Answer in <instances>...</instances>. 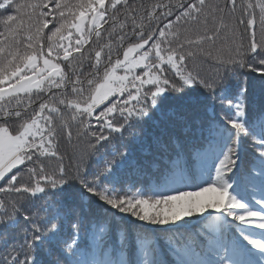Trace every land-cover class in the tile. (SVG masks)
Instances as JSON below:
<instances>
[{
    "label": "snow or ice",
    "instance_id": "obj_1",
    "mask_svg": "<svg viewBox=\"0 0 264 264\" xmlns=\"http://www.w3.org/2000/svg\"><path fill=\"white\" fill-rule=\"evenodd\" d=\"M226 65L264 76V0H0V264H264V107Z\"/></svg>",
    "mask_w": 264,
    "mask_h": 264
},
{
    "label": "trees",
    "instance_id": "obj_2",
    "mask_svg": "<svg viewBox=\"0 0 264 264\" xmlns=\"http://www.w3.org/2000/svg\"><path fill=\"white\" fill-rule=\"evenodd\" d=\"M20 4H32L38 2V0H17ZM31 12L30 8H26L23 10L24 19H27V14ZM257 39H260V32L257 29ZM219 50V55L221 59L227 60L229 56L234 55L235 46L231 44L229 40H226L222 37L221 41L217 42L216 45ZM203 75H213L216 72V67H213L211 62L209 64H205L198 68ZM220 73L225 77V82L228 83L230 87H237L240 83H244L245 94L247 96V100L245 101L247 105V116L246 119L249 121L253 118V109L264 107V76L259 75L257 72H252L247 68H240L239 66L233 67L231 65L221 66L219 67ZM235 73V75H232ZM237 77L239 79H237ZM202 91V90H201ZM138 129H129L128 132L125 133V141L129 143V146L135 150V135L138 134ZM60 150L62 152L67 151L71 154V147L66 145H60ZM240 150V151H239ZM241 152V153H240ZM238 154L242 157L241 166L246 165L255 155V150L250 146L248 142H245L240 149H238ZM67 163V161H66ZM157 180L154 177L144 176L139 179L136 184L137 188H141L146 194L151 195L150 189L155 186ZM210 195V194H206ZM115 211V210H113ZM122 215L118 214L117 216ZM131 219V218H129ZM194 219V218H193ZM134 224H138L140 222L134 221ZM148 228L154 227H166V226H146ZM13 243L12 239H9L7 243L0 244V250L6 248L9 244Z\"/></svg>",
    "mask_w": 264,
    "mask_h": 264
}]
</instances>
